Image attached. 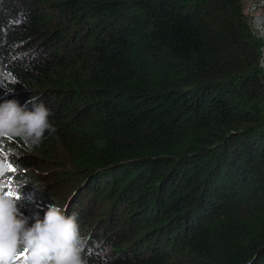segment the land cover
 Masks as SVG:
<instances>
[{
    "label": "trees",
    "instance_id": "1",
    "mask_svg": "<svg viewBox=\"0 0 264 264\" xmlns=\"http://www.w3.org/2000/svg\"><path fill=\"white\" fill-rule=\"evenodd\" d=\"M8 1L0 71L19 83L0 102L38 97L56 132L0 152L67 154L81 234L101 229L88 264H264V69L242 1Z\"/></svg>",
    "mask_w": 264,
    "mask_h": 264
},
{
    "label": "clouds",
    "instance_id": "2",
    "mask_svg": "<svg viewBox=\"0 0 264 264\" xmlns=\"http://www.w3.org/2000/svg\"><path fill=\"white\" fill-rule=\"evenodd\" d=\"M255 27L264 34V19L257 17ZM16 83L19 82L0 71V87L11 93L14 87L8 85ZM52 115V110L38 97H30L23 105L16 99H6L0 102V139L18 138L28 150L39 147L46 132H56L49 119ZM7 171V164L0 163V177ZM24 184L15 185L14 192L20 193ZM17 202L15 195L0 188V260L26 249L25 264H88L84 256L87 237L81 234L77 213L67 214L66 208L50 203L43 217L36 213L29 218Z\"/></svg>",
    "mask_w": 264,
    "mask_h": 264
},
{
    "label": "rangeland",
    "instance_id": "3",
    "mask_svg": "<svg viewBox=\"0 0 264 264\" xmlns=\"http://www.w3.org/2000/svg\"><path fill=\"white\" fill-rule=\"evenodd\" d=\"M3 1L4 0H0V2ZM20 1L21 4H19V1L16 0H14L12 3L15 4V6L21 7L22 0ZM5 4L8 5L9 1L5 0ZM5 10L7 14H9V9L5 8ZM1 24L2 22H0V25ZM24 57H26V54L24 55ZM260 66L261 68L264 69L263 65L260 64ZM20 154L22 153L21 152L15 153L10 150H8L7 152L2 151L0 152V163L7 164L9 168V171L7 172H11L12 173L11 175L13 176V177L11 176L8 180H6L7 183L10 184L8 189L5 190L6 194L16 196V198L18 199L17 204L19 208L23 210L22 213L25 216L32 218L36 213H39V215L43 217L44 212L47 210V206L50 204L49 200L57 201L60 207L67 209V214H72L74 212L73 211L74 207L80 208L79 210H84L86 207L90 205L89 204L90 198L87 196H82L81 190H78L77 192L74 193L75 191L74 186L76 182L73 181L72 177L74 178L75 175H72L71 177L69 176V178H63L65 172H62L59 169V166H64L67 163L68 156L61 148H58L56 152L57 160H59V163L50 162L47 163L46 165H42V166L40 165L41 167L32 168L29 165H27V167L20 165V159H21ZM39 172L45 174L44 178L41 179L38 176ZM32 175H34V177L36 176V179L33 178ZM55 175H60L62 181H60L59 183L52 184L51 182L54 180ZM38 179L41 182H45V187L42 185L43 183H41L40 181L38 185L34 183L37 182ZM20 182L25 183L23 187L20 189V193L14 192V186ZM30 191L33 193L32 194L28 193ZM99 204H100V200L97 201L95 204L96 209L94 211V214L97 216V218L99 216L103 218L104 213L101 212L102 207L99 206ZM69 207L72 209L69 210L68 209ZM94 208L95 207L93 206V209ZM100 223L105 224V221L99 220L97 225ZM100 235H101V229L98 226H95L94 230L90 232V234H88V232L86 231L83 232V236L87 237V246H89L87 247V251H91V252L96 251L95 248L98 246L99 242L102 241ZM98 237L100 238L99 240ZM99 248L101 250H106V249L108 250V248H105V245H103V243L99 245Z\"/></svg>",
    "mask_w": 264,
    "mask_h": 264
},
{
    "label": "built area",
    "instance_id": "4",
    "mask_svg": "<svg viewBox=\"0 0 264 264\" xmlns=\"http://www.w3.org/2000/svg\"><path fill=\"white\" fill-rule=\"evenodd\" d=\"M243 3V13L251 28L253 35L261 41L260 64L264 66V34L255 27L257 17L264 19V0H241Z\"/></svg>",
    "mask_w": 264,
    "mask_h": 264
},
{
    "label": "snow or ice",
    "instance_id": "5",
    "mask_svg": "<svg viewBox=\"0 0 264 264\" xmlns=\"http://www.w3.org/2000/svg\"><path fill=\"white\" fill-rule=\"evenodd\" d=\"M27 259V250L24 249L22 251H18L15 255L5 256L2 260H0V264H25Z\"/></svg>",
    "mask_w": 264,
    "mask_h": 264
}]
</instances>
